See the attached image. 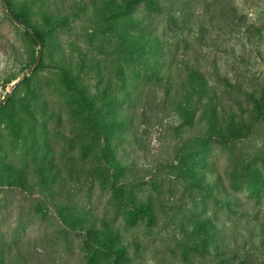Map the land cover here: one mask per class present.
<instances>
[{
	"label": "rangeland",
	"instance_id": "rangeland-1",
	"mask_svg": "<svg viewBox=\"0 0 264 264\" xmlns=\"http://www.w3.org/2000/svg\"><path fill=\"white\" fill-rule=\"evenodd\" d=\"M102 1L50 0L79 10L53 28L30 15L39 67L0 0V264H107L87 239L120 245L119 264H264V0H138L96 27ZM58 65L110 120L106 138Z\"/></svg>",
	"mask_w": 264,
	"mask_h": 264
},
{
	"label": "trees",
	"instance_id": "trees-1",
	"mask_svg": "<svg viewBox=\"0 0 264 264\" xmlns=\"http://www.w3.org/2000/svg\"><path fill=\"white\" fill-rule=\"evenodd\" d=\"M6 6L10 9V3L7 0H4ZM50 0H24L22 5L16 12H13L15 18L19 21L26 24V26L31 29L32 33L35 34L44 45V36L40 31L34 29V27L30 23V15L33 13H37L43 18L44 23L47 27H56L61 25L68 17L76 18L79 15L78 9H73L71 14L61 13L56 11H49L47 7H45V3H49ZM138 0H103L100 5H96V16L98 18L91 19L93 23H95L96 27H103L106 19L110 16L118 14L121 10L130 7L132 3ZM146 6L147 12L157 9L161 7V3L159 0H142ZM29 3H36L35 7H30ZM26 35H30L27 31H24ZM30 39L33 43H36L35 40L31 37ZM38 66H41V63L38 62ZM83 68L86 67L84 64L81 65ZM88 66V65H87ZM58 73L62 83V87L64 90L69 93L77 102L79 106L84 111V118L87 123L90 124L95 132L106 138L108 135V123L110 120H106L105 118L97 115L96 107L94 106L91 97L85 93L83 87L74 82V78L70 75L69 71H67L63 66L58 65ZM186 72V83L192 89L197 90L199 87L198 82L202 80L201 75L198 70L193 68H185ZM256 111V119L262 118L264 119V104L258 103L255 108ZM245 136V133H241V129H237L234 125H229V133L228 138H238ZM223 139V138H222ZM112 187L114 192L117 194L119 199H124L123 189L117 185L116 183H112ZM123 202V201H122ZM125 207V211L127 215L131 218H137L139 216L147 215L149 213L148 207L142 204H134L131 201H125L123 203ZM198 229L202 230L203 228V220L196 219ZM205 239H202L200 244H203ZM87 249L90 251L98 252L108 258L107 264H119L118 261L122 259L124 256L122 254V247L120 245H113L106 241V239L101 240H86ZM89 251V252H90ZM92 255H89V259H91Z\"/></svg>",
	"mask_w": 264,
	"mask_h": 264
},
{
	"label": "water",
	"instance_id": "water-1",
	"mask_svg": "<svg viewBox=\"0 0 264 264\" xmlns=\"http://www.w3.org/2000/svg\"><path fill=\"white\" fill-rule=\"evenodd\" d=\"M8 11H9V15L10 17L17 23L21 24L24 29L31 35V37L35 40V42L37 43L38 45V52H37V56H36V60H35V64H38L39 62V57H40V53H41V43L40 41L38 40L37 36L35 34L32 33V31L26 26L25 23L19 21L17 18H15V16L13 15V13L11 12V10L7 7ZM16 83V82H15ZM15 83H13V85H15ZM2 101H0L1 103Z\"/></svg>",
	"mask_w": 264,
	"mask_h": 264
}]
</instances>
